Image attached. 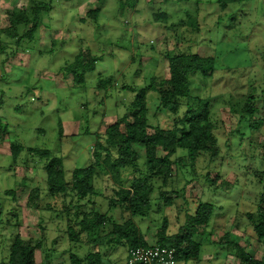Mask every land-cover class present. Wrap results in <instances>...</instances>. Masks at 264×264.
<instances>
[{"label":"clouds","instance_id":"clouds-1","mask_svg":"<svg viewBox=\"0 0 264 264\" xmlns=\"http://www.w3.org/2000/svg\"><path fill=\"white\" fill-rule=\"evenodd\" d=\"M261 117L264 0H0V264H264Z\"/></svg>","mask_w":264,"mask_h":264},{"label":"rangeland","instance_id":"rangeland-1","mask_svg":"<svg viewBox=\"0 0 264 264\" xmlns=\"http://www.w3.org/2000/svg\"><path fill=\"white\" fill-rule=\"evenodd\" d=\"M259 112H260V110L257 108V111H256V113H254V114H252V115H250V117H252V116H257V115H259ZM261 123H264V117H261L260 119H259V121H258V124H261ZM57 135H59V134H57Z\"/></svg>","mask_w":264,"mask_h":264},{"label":"trees","instance_id":"trees-1","mask_svg":"<svg viewBox=\"0 0 264 264\" xmlns=\"http://www.w3.org/2000/svg\"><path fill=\"white\" fill-rule=\"evenodd\" d=\"M256 111H257V108H252V109H250L249 114L252 115V114L256 113ZM121 139H127V138L126 137H122ZM259 230L261 231V233H264V229H259ZM74 264H75V262H74Z\"/></svg>","mask_w":264,"mask_h":264}]
</instances>
